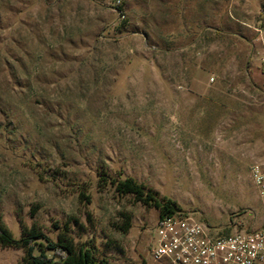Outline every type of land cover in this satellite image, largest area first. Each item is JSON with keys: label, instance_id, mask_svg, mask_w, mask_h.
Returning <instances> with one entry per match:
<instances>
[{"label": "rangeland", "instance_id": "1", "mask_svg": "<svg viewBox=\"0 0 264 264\" xmlns=\"http://www.w3.org/2000/svg\"><path fill=\"white\" fill-rule=\"evenodd\" d=\"M118 1L0 0V223L56 239L70 222L104 264H160L158 210L106 174L214 231L260 227L264 0Z\"/></svg>", "mask_w": 264, "mask_h": 264}, {"label": "built area", "instance_id": "2", "mask_svg": "<svg viewBox=\"0 0 264 264\" xmlns=\"http://www.w3.org/2000/svg\"><path fill=\"white\" fill-rule=\"evenodd\" d=\"M251 178L264 207V162L252 167ZM150 257L160 264H264V216L258 228L222 233L182 211L167 215L158 221Z\"/></svg>", "mask_w": 264, "mask_h": 264}, {"label": "trees", "instance_id": "3", "mask_svg": "<svg viewBox=\"0 0 264 264\" xmlns=\"http://www.w3.org/2000/svg\"><path fill=\"white\" fill-rule=\"evenodd\" d=\"M100 186H111L120 196H133L136 202L147 207H154L159 212V219L182 211L178 203L159 195L144 183L132 177L125 179L111 178L101 174ZM90 202V196L81 193ZM124 231L131 227V218L126 220ZM59 232L56 239L47 236L36 225L24 227L20 238H16L10 229L0 223V249L12 247L23 250L19 264H104L97 246L91 242L77 241L72 235V226L66 223L63 228L57 227ZM230 233V232H226Z\"/></svg>", "mask_w": 264, "mask_h": 264}]
</instances>
